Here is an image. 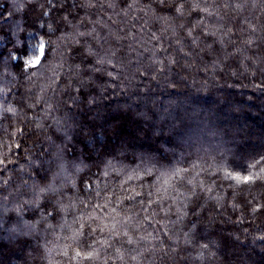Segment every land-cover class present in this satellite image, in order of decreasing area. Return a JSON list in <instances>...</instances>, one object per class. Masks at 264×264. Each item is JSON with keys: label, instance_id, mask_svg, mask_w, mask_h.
<instances>
[{"label": "trees", "instance_id": "obj_1", "mask_svg": "<svg viewBox=\"0 0 264 264\" xmlns=\"http://www.w3.org/2000/svg\"><path fill=\"white\" fill-rule=\"evenodd\" d=\"M150 2L140 0L138 6L128 9L125 0H114L112 7L107 2L103 7L100 3L81 7L83 0L79 3L76 0H0V88L5 90V105L10 104L17 110L15 114H0V153L11 158L5 175L9 180L5 194L14 193L5 204L12 208L13 201L29 198L23 188L20 189L23 196L15 194L23 181L33 182L29 176L44 183L45 176L51 178L57 171L55 164L51 171L29 166L28 157H31L40 160L41 168H47L42 161L52 158L47 156L53 151L52 141L65 149L68 161L82 159L88 166L84 173L76 174L69 164L68 174L76 178L78 185L105 160H112L119 173L111 175L113 186L125 179L124 173L130 169L137 165L143 167L144 158L181 167L196 164L194 172L200 171L199 179L212 190L202 195L204 207L198 214L192 215L189 209L183 222L175 225L174 231L181 236L178 258H165L161 262L157 257L156 264H264V172L261 171L264 169V87H257L264 81V74L257 71L251 75L245 71L239 54L214 67L213 57L220 54L214 38L201 37L204 43L213 44L210 54L204 49V43L192 46L186 33L198 12L193 11L174 24L166 23L157 19L161 11L156 4H152L155 11L148 10ZM73 3L75 7L71 6ZM222 11L228 12L225 22L233 28L237 44L248 38L249 25L255 27L256 42L247 54L264 55L261 42L264 40V0H246L237 11ZM207 22L209 26L213 23ZM180 24L185 28H179ZM172 26H176V35L172 34ZM93 28L95 32L91 36L77 35ZM130 30L136 34V41L123 38ZM199 31L198 27L193 29V35ZM152 32L161 37L159 42L150 39ZM117 36L121 38L117 40ZM37 37H42L45 44L51 41L53 51L48 64L29 80L28 72L35 70L26 71L21 60L11 57L20 56ZM161 43L177 63H168L165 53L159 50ZM101 46L105 51L109 47L117 49V56L123 59L125 70L116 86L109 88L103 99L98 97L97 104L85 103L72 111L61 106L56 115L66 121V128L34 127L28 119L33 111L27 105L36 100L41 90L46 96L58 90L53 103L64 97L59 89L70 77L71 83H76L75 66L79 65L81 74L87 75L94 64L95 56L87 48L101 52ZM181 47L184 52L179 51ZM198 51L200 55L196 54ZM228 51H232V45ZM185 52L192 55L185 56ZM137 53L141 62L139 70L135 62ZM153 55L163 59L164 64L156 65ZM129 56L133 59L131 64ZM246 63L252 67L250 61ZM157 67H163L164 71H155ZM95 75L100 77V73ZM35 111H39V106ZM20 127L25 128L23 135L18 131ZM17 143L20 148L15 147ZM19 165H23L22 170ZM250 174L262 178L249 183L233 178ZM136 183L140 182L133 181ZM65 191L72 194L71 184ZM37 218L32 212H24V220ZM170 219H176L174 212ZM71 220L69 215V224ZM17 221L16 212L3 214L0 264H137L128 260L125 249L131 246L127 244L121 248L123 261L116 258L112 248L101 245L96 246L97 255L92 261L72 258L75 251L85 252V249L74 242L70 229L53 233L45 231L46 225L41 223L36 231L21 235L11 231L19 226ZM163 222L173 228L169 221ZM193 222L195 227H191ZM183 232L189 233L190 242L185 243ZM114 247L119 248L120 244L114 243ZM144 256L152 259L147 251ZM139 259L147 264L143 257Z\"/></svg>", "mask_w": 264, "mask_h": 264}, {"label": "snow or ice", "instance_id": "obj_2", "mask_svg": "<svg viewBox=\"0 0 264 264\" xmlns=\"http://www.w3.org/2000/svg\"><path fill=\"white\" fill-rule=\"evenodd\" d=\"M79 2L80 0H76V3ZM105 2H107L108 7H112L114 0H83L81 7H94L96 3H100L103 7ZM245 2L246 0H151L147 7L149 11H155L152 4H156L161 11V15L157 16V19L166 23L172 21L173 24L176 20L184 19L191 12L197 11L198 15L194 22L187 27L186 33L191 38L190 43L194 47L204 43L201 37L211 36L214 38L213 42L220 46V54L213 57L212 64L214 67H219L222 62L239 54L240 64L245 68V71H250L251 75H255L257 71L264 74V55L257 53L254 56H249L247 54L256 42L253 39L255 27L249 25L250 34L248 38L241 39L240 43L237 44L236 38L233 36V28L225 22L229 18L228 12L222 11V9L237 11L242 8ZM125 3L128 9H132L140 4V0H125ZM71 6L75 7V3ZM125 15H127L126 12ZM208 20L213 21L211 26H209ZM245 23L248 21L245 20ZM178 27L185 28V25L180 24ZM197 27L200 31L193 35V29ZM171 30L172 34L176 35V26H172ZM94 32L95 28L87 33L78 32L77 35L91 36ZM120 38L119 36L116 37L117 40ZM123 38H131L136 41L137 36L130 30ZM150 39L159 42L161 37L152 32ZM176 42L181 43L179 39ZM261 42L264 43V40ZM229 45H232V51H228ZM129 48L135 51L132 44H129ZM204 49L212 54L213 44L204 43ZM159 50L165 53L169 64L177 63L176 58L167 53V49L162 43L159 45ZM52 51L51 41L45 44L42 37H37L36 42L30 48H26L20 56L14 55L11 58L21 60L26 71L28 69L35 70L28 72V79L30 80L37 75L41 67L48 64ZM87 51L95 56L94 64L90 67L87 75L81 74L79 65L75 66L74 78L76 83H71L70 77L65 85L59 89L64 93V97L57 98L53 103V96H57L58 90L54 89L52 96H46L41 90L40 94L36 96V100L27 105L33 111V115L28 119L34 127L54 128L55 130L66 128V121L56 115L61 106L72 111L75 107L85 103L87 105L97 104L98 97L103 99V94L109 88L115 87V82L121 79L125 66L123 59L117 56V49L109 47L105 51L101 46V52H94L90 47L87 48ZM179 51L184 52V48L181 47ZM184 54L185 56L192 55L191 52ZM196 54L200 55V52L198 51ZM25 56L28 59H23ZM152 59L156 65L164 64V60L155 55ZM247 61L251 62V68L246 63ZM128 62L129 64L133 63L130 56ZM135 62L137 70H139L141 63L139 53L136 54ZM154 70L163 72L164 68L157 67ZM96 73H100L99 78L96 77ZM104 77L109 79H104ZM257 87H264V81ZM5 99V90L0 88V114H15L16 108L10 104L5 105ZM38 106L39 111L36 112L35 109ZM18 131L23 135L25 128L20 127ZM48 139L51 140V137ZM15 147L20 148V145L17 143ZM52 147L53 151L47 153V156L52 158H44L42 161L47 168H41L40 160H32L31 157H28L29 166L42 171H51V166L55 164L57 171L51 178L45 176L44 183L29 176L33 182L28 184L27 181H23L15 193L23 196L26 192L29 194V198L20 202L13 201L12 208H8L5 204L9 196L14 194L12 192L5 194L7 192L6 186L9 185V180L5 179V175L9 171L8 164L11 163V158L6 153H0V229L3 228V214L7 211H14L17 213L19 226L13 227L11 231H18L21 235H28L36 231L37 226L41 223L46 225L45 231L51 230L53 233L58 229L60 231L70 229L71 238L78 245L83 246L87 253L85 255V252L75 251L72 258L92 261L97 255L96 246L101 245L112 248L116 258L123 261L125 256L121 252V248L125 244L131 246L125 249L128 253V260L135 261L137 264H143V261L139 259L140 257H143L147 264H156L157 257L161 262L165 258L172 260L178 258L181 236L174 231V227L176 224L182 223L189 215V209H191L192 215L198 214L204 207L201 200L202 195L212 190L210 185H206L203 180L199 179L200 171L194 172L197 168L196 164H192L190 167H181L171 165V163L164 165L153 162L150 158H144L141 162L143 167L137 165L135 169H130L129 172L124 173L126 178L113 186L111 175L119 173L112 160H105L96 172L85 176L78 185L76 178L68 174L69 164L76 174L84 173L88 166L82 159L79 162L68 161L65 156V149L57 145L55 141H52ZM21 151L24 150L21 149ZM41 152H44L43 147ZM19 167L21 170L23 169V165H19ZM261 171L264 172V169ZM233 178L238 182L249 183L262 177L250 174L246 176L236 175ZM57 180H60L59 184ZM133 181L140 183L133 184ZM69 184L73 189L71 195L65 191ZM21 188L24 189V192L20 191ZM212 198L217 199L215 196ZM125 200L129 203L125 204ZM25 211L32 212L38 218L33 221L24 220ZM173 212L176 215L175 220L170 219ZM69 215L72 216L70 224ZM158 216L160 217L159 220L157 219ZM53 220L56 221L55 224L52 223ZM165 220L173 225L172 229L163 222ZM156 224H159L160 227H154ZM191 227H195V222L192 223ZM188 235L187 232L182 233L185 243L190 242L187 239ZM114 243L120 244V247H114ZM145 244H147L146 248L143 247ZM207 247V245H203V248ZM144 251L149 253L152 257L151 260L144 256ZM64 254L67 255L68 253L65 252Z\"/></svg>", "mask_w": 264, "mask_h": 264}]
</instances>
